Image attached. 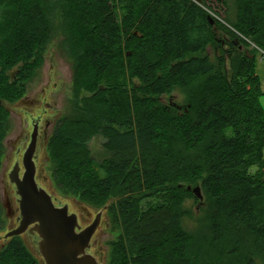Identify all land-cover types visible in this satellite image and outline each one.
<instances>
[{
	"label": "trees",
	"instance_id": "16d2710c",
	"mask_svg": "<svg viewBox=\"0 0 264 264\" xmlns=\"http://www.w3.org/2000/svg\"><path fill=\"white\" fill-rule=\"evenodd\" d=\"M210 1L226 3L0 0V160L9 116L3 102L25 90L61 18L76 33L69 47L76 89L86 95L55 126L54 178L65 193L110 214L121 231L110 264H187L186 203L199 198V182L212 222L257 218L264 199V0H238L234 21L216 16L227 35L221 43L208 19ZM176 89L187 96L182 108L161 104ZM97 135L113 158L92 156ZM2 214L0 203V228ZM256 232L264 246V224ZM19 236L0 251V264H44Z\"/></svg>",
	"mask_w": 264,
	"mask_h": 264
},
{
	"label": "rangeland",
	"instance_id": "374dc122",
	"mask_svg": "<svg viewBox=\"0 0 264 264\" xmlns=\"http://www.w3.org/2000/svg\"><path fill=\"white\" fill-rule=\"evenodd\" d=\"M237 3L238 0H226L223 7L222 3L210 1L206 3L209 6L206 9L214 19L218 16L217 18L221 22L226 18L234 21L239 11ZM215 27L218 31L217 39L221 43L227 35L219 30L217 24ZM70 34L69 27L64 25V21L60 18L57 22L55 36L38 55L41 61L40 65L35 69L32 78L28 80L25 90L15 102H3L9 116L0 160V203L3 207L0 251L12 239L7 235L20 226L21 219L20 196L17 193V188L10 182V172L14 169L17 161L23 160L24 152L32 140L34 122H41V127L49 122L48 140L41 142L36 151L38 183L51 194L57 206L69 205L70 213L78 215L82 229L92 224L97 215L102 212L101 223L87 252L97 257L103 264H110L111 244L118 239L121 231L114 224L105 208L94 207L59 188L54 178L55 163L49 151L50 139L57 122L63 117L74 116L75 101L86 95L84 91L76 89V58L69 47L71 38L73 39L76 33L70 32ZM123 38L125 42L127 37ZM123 52L130 54L126 49ZM208 52L214 55V47L210 46ZM17 67L13 71H16ZM258 72L264 85V54L262 52L258 55ZM132 81L139 83L136 78ZM33 99H39L38 105L30 102ZM186 101L187 96L182 93V90L176 89L163 96L161 104L172 105V102L183 104ZM26 123H29L28 127ZM90 149L92 156L98 162L113 158L115 155L109 149L107 139L103 135L93 138L90 142ZM258 168V166H253L252 170L256 172ZM196 187L201 188L203 198H198L197 201L190 199L186 203L192 212L191 216L184 220V226L191 234L189 249L184 253L188 261L187 264H264V246L256 232V228L264 224V199L257 201V218L255 220H251L252 218L228 220L226 218V220L212 222L205 212V205L202 204L206 199L205 191L200 182ZM194 194L196 195L195 192ZM8 200L14 212L11 211V207L7 203ZM147 201L158 203L159 199H147ZM19 237L44 263L39 249L41 240L39 234L31 232L28 228Z\"/></svg>",
	"mask_w": 264,
	"mask_h": 264
},
{
	"label": "water",
	"instance_id": "95a60500",
	"mask_svg": "<svg viewBox=\"0 0 264 264\" xmlns=\"http://www.w3.org/2000/svg\"><path fill=\"white\" fill-rule=\"evenodd\" d=\"M208 19L215 25V19L212 16ZM135 33L140 35L138 32ZM172 105L182 108L176 102H172ZM35 150L36 129L24 155L26 170L23 177L19 176L18 166L10 174L20 196L21 219L20 226L10 231L7 237L21 235L28 228L31 232L38 233L41 238L39 249L44 258V264H103L97 257L87 252L101 223L102 212L97 215L92 224L82 229L78 215L70 213L69 205L56 206L51 194L39 187L36 181ZM194 192L200 199L203 198L200 187L194 188Z\"/></svg>",
	"mask_w": 264,
	"mask_h": 264
},
{
	"label": "flooded vegetation",
	"instance_id": "af4514ba",
	"mask_svg": "<svg viewBox=\"0 0 264 264\" xmlns=\"http://www.w3.org/2000/svg\"><path fill=\"white\" fill-rule=\"evenodd\" d=\"M44 94V93H43ZM32 104H34V105H38V103H39V99H33V100H31L30 101ZM26 125H27V127L29 126V123H26ZM49 127H50V124H49V122H47L46 124H44V126L43 127H41V122H35L34 123V131H35V129H36V150H35V153H34V161H35V164H36V169H37V163H36V157H37V154H36V151L38 150V147H39V145H40V143L41 142H47V140H48V136H49ZM34 131H33V133H34ZM33 133H32V136H33ZM31 142H32V140H31ZM31 144V143H30ZM30 146V145H29ZM28 149V148H27ZM27 151V150H26ZM25 151V152H26ZM25 152H24V155H25ZM18 166V172H19V176L22 178L23 177V175H24V172H25V165H24V156H23V160L20 162H16V165H15V167H17ZM14 167V168H15ZM14 170V169H13ZM12 170V171H13ZM11 171V172H12ZM11 172H10V174H11ZM37 173H38V169H37V171H36V181H37V183H38V178H37ZM10 182H11V184L14 186V187H16L17 188V185H16V183L15 182H13L12 180H11V177H10ZM38 185H39V183H38ZM39 187H41L40 185H39ZM9 205H10V207H11V203H10V201L8 200V202H7ZM57 206V205H56ZM11 211L12 212H14L13 211V209H12V207H11ZM95 235V234H94ZM93 239V238H92ZM91 242H92V240H91ZM91 247V246H90ZM89 249V248H88ZM88 251V250H87Z\"/></svg>",
	"mask_w": 264,
	"mask_h": 264
},
{
	"label": "crops",
	"instance_id": "0c3cea01",
	"mask_svg": "<svg viewBox=\"0 0 264 264\" xmlns=\"http://www.w3.org/2000/svg\"><path fill=\"white\" fill-rule=\"evenodd\" d=\"M259 73V72H258ZM261 76V75H260ZM262 78V77H261ZM262 83H263V79H262ZM263 87H264V85H263ZM261 103H262V105H263V107H264V95L261 97Z\"/></svg>",
	"mask_w": 264,
	"mask_h": 264
},
{
	"label": "built area",
	"instance_id": "2783aa9c",
	"mask_svg": "<svg viewBox=\"0 0 264 264\" xmlns=\"http://www.w3.org/2000/svg\"><path fill=\"white\" fill-rule=\"evenodd\" d=\"M263 52V51H262ZM263 54H264V52H263Z\"/></svg>",
	"mask_w": 264,
	"mask_h": 264
}]
</instances>
